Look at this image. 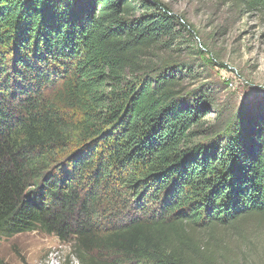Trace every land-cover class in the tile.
I'll use <instances>...</instances> for the list:
<instances>
[{"label":"trees","instance_id":"trees-1","mask_svg":"<svg viewBox=\"0 0 264 264\" xmlns=\"http://www.w3.org/2000/svg\"><path fill=\"white\" fill-rule=\"evenodd\" d=\"M184 35L158 0H0V240L52 236L77 264L227 263L220 236L264 216V115L206 120Z\"/></svg>","mask_w":264,"mask_h":264},{"label":"rangeland","instance_id":"rangeland-1","mask_svg":"<svg viewBox=\"0 0 264 264\" xmlns=\"http://www.w3.org/2000/svg\"><path fill=\"white\" fill-rule=\"evenodd\" d=\"M192 31L184 35L181 77L189 91H203L216 111L264 115V0H158ZM253 8V9H252ZM165 56V55H164ZM173 56V55H172ZM179 59V62L181 61ZM231 249L226 264H264V216L250 219L243 239L220 236ZM54 237L28 233L0 240V264H77Z\"/></svg>","mask_w":264,"mask_h":264}]
</instances>
